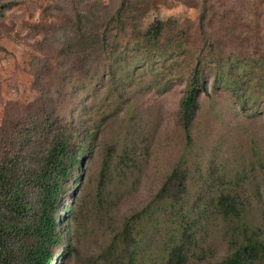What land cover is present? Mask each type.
<instances>
[{"label": "rangeland", "instance_id": "374dc122", "mask_svg": "<svg viewBox=\"0 0 264 264\" xmlns=\"http://www.w3.org/2000/svg\"><path fill=\"white\" fill-rule=\"evenodd\" d=\"M56 1L0 0V124L16 131L14 151H40L34 140L27 141L29 123L54 109L74 122L75 145L85 152L80 171L58 203L62 249L54 250V264L65 245L70 254L63 264L131 261L123 244L131 239L123 229L128 221L135 225L134 216L144 209L147 214L133 235L136 264H169L168 253L179 236V211L191 217L188 225L195 234L187 245V264H219L235 248L242 223L261 231L264 241V71L250 61L264 56V19L249 8L230 18L228 26L216 17L207 34L198 29V17L177 22L189 28L200 48L209 39L219 40L224 59L233 55L241 81L237 90L216 86L212 91L210 84L209 94L199 96L188 140L179 120L184 88L175 75L165 77L169 86L153 89L155 75L126 67L112 86L97 60L90 62L93 69L99 67L97 75L84 86L83 71L51 75L48 25L68 14L53 12ZM104 1L112 9L117 5V0ZM176 3L155 0L151 9ZM182 72L176 66L175 74ZM66 77L69 85H62L69 87L62 88L60 80ZM77 98L83 104L73 115L69 105ZM176 166L186 174L182 201L155 200ZM227 194L240 217L217 212L215 204ZM65 208L73 210L72 216Z\"/></svg>", "mask_w": 264, "mask_h": 264}, {"label": "trees", "instance_id": "16d2710c", "mask_svg": "<svg viewBox=\"0 0 264 264\" xmlns=\"http://www.w3.org/2000/svg\"><path fill=\"white\" fill-rule=\"evenodd\" d=\"M154 1L117 0L112 9L104 0H57L52 7L53 12L68 14L63 21L48 25V70L51 75L63 70L72 73L83 71L86 77L81 84L84 86L96 77L97 69L104 65L114 86L122 77L123 68H141L145 71L140 75L145 76L147 71L155 75L153 89L169 86L165 77L175 75L177 84L184 88L179 120L189 140L199 96L209 94L210 84L212 91H216V86L237 90L241 81L234 72L236 63L233 55L230 53L224 59L226 56L219 49V40L209 39L200 48L189 28L171 20L157 21L143 30L139 23L151 10ZM179 2L198 8V29L203 34L211 29L216 17L228 26L230 18L236 19L238 14H245L249 8L259 19H264V0ZM130 48L135 55L129 52ZM93 60L98 61L97 69H93L90 63ZM67 61L70 65L64 69ZM250 61L252 65L263 67L264 71V56ZM176 66L182 68L181 74H175ZM72 78L73 75L69 80ZM63 82L60 80L62 88L69 87L65 86L69 85L68 77ZM84 102L88 103V99ZM82 104L83 101L77 98L69 105V110L78 115ZM15 132L12 126L0 124V264H54V250L62 249L58 203L68 184L80 171L85 152L75 145L74 122L67 121L54 109L49 115L45 112L43 116L32 118L29 123L27 141L34 140L32 145H39L40 151L25 154L14 151L18 138ZM184 172L176 166L158 190L155 200L172 197L176 203L182 201L181 195L186 192ZM174 187L175 191H171ZM170 193L174 195L168 196ZM231 199L229 194L221 195L215 208L224 217H240L238 207ZM64 211L71 216L73 214L70 208ZM178 213L179 236L168 253L169 264H187V245L195 237L188 225L191 217L186 211ZM146 214L147 209H144L134 216L135 225H130L129 221L124 225L123 231L131 239L129 243L123 242L124 254L128 253L131 261L122 258L118 264H136L133 235L141 227ZM236 232L240 235L234 236L235 248L219 264H264L261 231L248 230L242 223ZM64 250L59 264L68 258L70 246L65 245Z\"/></svg>", "mask_w": 264, "mask_h": 264}, {"label": "clouds", "instance_id": "9594fccd", "mask_svg": "<svg viewBox=\"0 0 264 264\" xmlns=\"http://www.w3.org/2000/svg\"><path fill=\"white\" fill-rule=\"evenodd\" d=\"M199 10L195 7H187L185 4L178 2L173 7L160 5L156 9H151L142 19V29L147 30L152 24L175 20L178 23H183L185 20L195 21L199 16Z\"/></svg>", "mask_w": 264, "mask_h": 264}]
</instances>
